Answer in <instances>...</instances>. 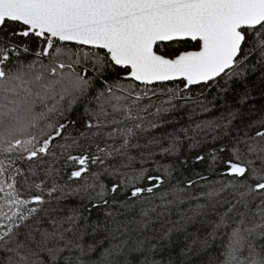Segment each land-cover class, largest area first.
Instances as JSON below:
<instances>
[{
  "label": "snow or ice",
  "instance_id": "snow-or-ice-1",
  "mask_svg": "<svg viewBox=\"0 0 264 264\" xmlns=\"http://www.w3.org/2000/svg\"><path fill=\"white\" fill-rule=\"evenodd\" d=\"M258 69L264 0H0V264H131V253L164 238L155 224L183 203L168 233L217 213L211 232L192 242L207 249L221 238L223 258L209 264H264V118L242 134L232 131L236 112L168 134L163 157L211 136L195 159L224 179L199 195L187 192L192 179L160 191L176 165L152 159L158 139L139 142L157 82L184 85L167 89L153 116L191 99L190 86L227 85ZM203 95L193 102L208 111ZM104 177L116 178L111 187Z\"/></svg>",
  "mask_w": 264,
  "mask_h": 264
},
{
  "label": "trees",
  "instance_id": "trees-1",
  "mask_svg": "<svg viewBox=\"0 0 264 264\" xmlns=\"http://www.w3.org/2000/svg\"><path fill=\"white\" fill-rule=\"evenodd\" d=\"M165 46L169 51L172 48L178 47L176 44L169 43H163L161 45L162 48ZM33 51H35V44H33ZM258 59L259 56L254 54L249 59L248 66L255 64ZM183 85L184 81L157 83V92L159 94L152 102V107L149 108L148 112L143 114L146 117L144 123L145 131L142 133L143 138L139 142L141 144H148L149 140L153 138L158 139V145L150 146V151L156 153L152 159L160 161L163 164L175 163L176 165L177 170L174 172L173 178L170 182H166L160 191L170 189L173 185L177 184V181L180 182V187H185L187 180L192 179L197 180L198 183L194 188L188 189L187 192L189 195H199L200 192L208 190L206 187L207 184L224 179L218 173H209L207 160L201 162L195 159L197 155H203L208 152L211 146V136L209 135L208 137V143L202 144L200 148H191L190 142L184 141L180 145L176 155L163 157L160 154L161 149L168 147L170 143L168 134L181 128L190 127L194 122L212 120L228 112L237 113L236 118L233 120V134L236 131H240L242 134L246 125L253 124L264 118V71L259 69L255 72L250 71L243 79L237 77L227 85L224 80H220L218 85L210 88H204L203 84L190 86L191 91L185 90L184 95L191 99L185 100L178 97L174 101L176 105L174 110L161 113L158 116L150 115L155 112L157 104L162 100H167L170 95L167 89H183ZM224 88L228 90L226 92H220L218 95L219 90ZM201 92L204 95L200 96V100L209 102L207 104L208 111H201L193 102ZM82 114V109L74 110L71 118L73 120H80ZM149 121L155 127H150ZM79 126L77 124V127ZM136 167L138 168L140 165L137 164ZM144 167L152 169V175L158 174L155 171L156 165L154 163L150 162L145 164ZM218 167L221 171L223 170L222 166L218 165ZM197 174L207 177V180H199ZM65 179H67V176H65ZM115 179V177H104L103 182L111 187ZM199 202L202 204L205 203L203 198ZM187 208V203L174 205V210L170 217L166 221H160L155 224V228L157 229L156 235L164 238L154 241V247L151 252L145 254L138 252L131 253L128 257L131 264H143L146 256L149 261H155L156 264H209L211 257L222 259L223 257L219 255L222 251L220 247L221 238L219 236H217L215 243L209 242L207 249H201L198 243L195 245L192 243L193 240L198 241L204 239L211 232L212 224L217 219V213L215 212H209L203 221L182 222L178 224L176 230L168 233V229L172 227V222L181 221L180 210H187ZM103 211V206L93 210L91 219L102 218ZM218 211H223V209H219ZM100 238V236H97V239ZM190 246L192 247L191 252L188 251ZM104 247H107L106 243ZM98 255L99 252L93 258L95 259Z\"/></svg>",
  "mask_w": 264,
  "mask_h": 264
},
{
  "label": "water",
  "instance_id": "water-1",
  "mask_svg": "<svg viewBox=\"0 0 264 264\" xmlns=\"http://www.w3.org/2000/svg\"><path fill=\"white\" fill-rule=\"evenodd\" d=\"M164 43H168V42H164ZM177 81H182V80L168 81V82H157V83H172V82H177ZM193 86H194V85H193Z\"/></svg>",
  "mask_w": 264,
  "mask_h": 264
}]
</instances>
